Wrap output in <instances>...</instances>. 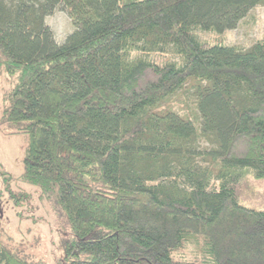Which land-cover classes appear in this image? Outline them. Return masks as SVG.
<instances>
[{
    "label": "trees",
    "instance_id": "16d2710c",
    "mask_svg": "<svg viewBox=\"0 0 264 264\" xmlns=\"http://www.w3.org/2000/svg\"><path fill=\"white\" fill-rule=\"evenodd\" d=\"M67 1L0 0L1 122L64 218L56 264H264V40L195 33L264 0H98L61 43L47 18ZM189 83L193 118L168 103ZM193 238L205 257L182 258ZM0 264L30 263L0 240Z\"/></svg>",
    "mask_w": 264,
    "mask_h": 264
},
{
    "label": "rangeland",
    "instance_id": "374dc122",
    "mask_svg": "<svg viewBox=\"0 0 264 264\" xmlns=\"http://www.w3.org/2000/svg\"><path fill=\"white\" fill-rule=\"evenodd\" d=\"M73 1L62 3L47 18V24L53 30L56 40L61 43L77 25L70 15L71 11L77 19H82L84 10L89 11L90 14L87 15L97 14L98 0H76L77 3L71 5ZM195 33L202 42L219 40L225 45L247 48L264 40V6L254 8L234 30H227L222 34L201 30ZM9 87V77L0 68V188L3 189L5 180L9 183L7 192L4 191L0 197V240L30 264H56L63 255L62 242L66 237L64 218L61 212L53 208L51 202L39 196L35 187L23 180L29 136L12 134L7 125L1 122L3 95ZM194 89L192 83H189L173 95L168 100L173 110L193 118L192 112H197ZM162 108L168 107L162 104ZM202 146L207 147L208 143L203 140ZM10 191L26 193L27 198H21L17 205L9 198ZM202 247L201 241L193 238L188 242L185 253L179 255L185 259L194 255L205 257Z\"/></svg>",
    "mask_w": 264,
    "mask_h": 264
}]
</instances>
